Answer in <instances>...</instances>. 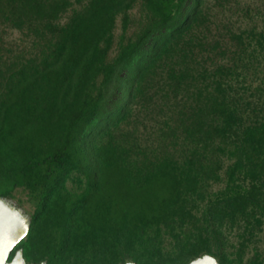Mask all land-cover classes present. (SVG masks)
I'll use <instances>...</instances> for the list:
<instances>
[{"label": "trees", "instance_id": "16d2710c", "mask_svg": "<svg viewBox=\"0 0 264 264\" xmlns=\"http://www.w3.org/2000/svg\"><path fill=\"white\" fill-rule=\"evenodd\" d=\"M0 196L10 260L264 264V0H0Z\"/></svg>", "mask_w": 264, "mask_h": 264}, {"label": "water", "instance_id": "95a60500", "mask_svg": "<svg viewBox=\"0 0 264 264\" xmlns=\"http://www.w3.org/2000/svg\"><path fill=\"white\" fill-rule=\"evenodd\" d=\"M30 229V217L12 200L0 196V264H26L23 249H18L11 260L10 256L16 246L28 236ZM124 264L139 263L129 261ZM187 264H220V261L215 255L207 253Z\"/></svg>", "mask_w": 264, "mask_h": 264}, {"label": "rangeland", "instance_id": "374dc122", "mask_svg": "<svg viewBox=\"0 0 264 264\" xmlns=\"http://www.w3.org/2000/svg\"><path fill=\"white\" fill-rule=\"evenodd\" d=\"M120 25V24H119ZM120 30V28L118 29V31ZM16 196L17 197H21L24 201H25V206L27 207V208H30L31 207V203L28 201V194L25 192V191H23V190H18L17 192H16Z\"/></svg>", "mask_w": 264, "mask_h": 264}]
</instances>
